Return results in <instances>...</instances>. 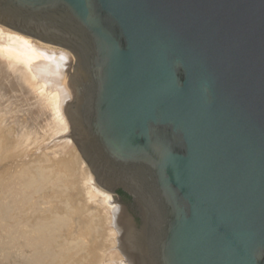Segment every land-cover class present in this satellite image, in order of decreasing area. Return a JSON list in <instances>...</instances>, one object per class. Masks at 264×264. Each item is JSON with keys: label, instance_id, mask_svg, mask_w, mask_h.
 Returning <instances> with one entry per match:
<instances>
[{"label": "water", "instance_id": "1", "mask_svg": "<svg viewBox=\"0 0 264 264\" xmlns=\"http://www.w3.org/2000/svg\"><path fill=\"white\" fill-rule=\"evenodd\" d=\"M0 24L72 54L130 264H264V0H0Z\"/></svg>", "mask_w": 264, "mask_h": 264}, {"label": "bare ground", "instance_id": "2", "mask_svg": "<svg viewBox=\"0 0 264 264\" xmlns=\"http://www.w3.org/2000/svg\"><path fill=\"white\" fill-rule=\"evenodd\" d=\"M73 61L68 50L0 24V256L7 264H130L119 246L120 204L71 140L64 107L74 98ZM57 134L71 139L48 146Z\"/></svg>", "mask_w": 264, "mask_h": 264}, {"label": "flooded vegetation", "instance_id": "3", "mask_svg": "<svg viewBox=\"0 0 264 264\" xmlns=\"http://www.w3.org/2000/svg\"><path fill=\"white\" fill-rule=\"evenodd\" d=\"M118 196H119L118 197L119 201L121 203L126 204L128 206L130 212L132 213V215L134 217V220H135L136 224H138L139 223V219H138V217H137V215H136V213L134 211V207H133L131 199L126 194H119L118 193Z\"/></svg>", "mask_w": 264, "mask_h": 264}, {"label": "rangeland", "instance_id": "4", "mask_svg": "<svg viewBox=\"0 0 264 264\" xmlns=\"http://www.w3.org/2000/svg\"><path fill=\"white\" fill-rule=\"evenodd\" d=\"M61 134H57V135H55V136H53L51 139H49L48 140V146H49V144H50V146H51V144H53L54 143V141H52V140H55L56 139V141H57V139L58 140H62V139H64V140H66V139H71L70 138V136H64V135H61ZM72 140V139H71ZM51 141V142H50ZM53 142V143H52ZM74 143V142H73ZM49 156V155H48ZM106 250H108V249H106ZM8 262H4L3 261V259H2V257L0 256V264H7ZM127 264V263H126Z\"/></svg>", "mask_w": 264, "mask_h": 264}, {"label": "trees", "instance_id": "5", "mask_svg": "<svg viewBox=\"0 0 264 264\" xmlns=\"http://www.w3.org/2000/svg\"><path fill=\"white\" fill-rule=\"evenodd\" d=\"M117 192H118L119 194H124V193H123L122 191H120V190H118Z\"/></svg>", "mask_w": 264, "mask_h": 264}]
</instances>
